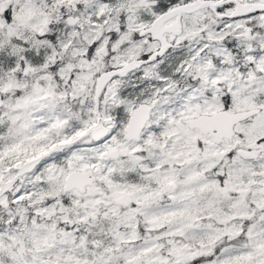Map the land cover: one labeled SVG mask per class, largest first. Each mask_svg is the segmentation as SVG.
<instances>
[{
	"label": "snow or ice",
	"instance_id": "obj_1",
	"mask_svg": "<svg viewBox=\"0 0 264 264\" xmlns=\"http://www.w3.org/2000/svg\"><path fill=\"white\" fill-rule=\"evenodd\" d=\"M0 264H264V0H0Z\"/></svg>",
	"mask_w": 264,
	"mask_h": 264
}]
</instances>
